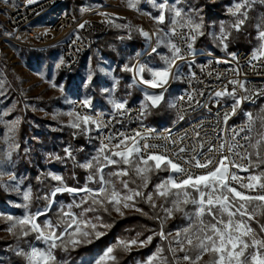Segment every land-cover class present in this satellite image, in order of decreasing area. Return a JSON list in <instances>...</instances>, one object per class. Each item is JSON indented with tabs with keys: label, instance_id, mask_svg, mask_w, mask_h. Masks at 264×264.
Masks as SVG:
<instances>
[{
	"label": "snow or ice",
	"instance_id": "6c2138e0",
	"mask_svg": "<svg viewBox=\"0 0 264 264\" xmlns=\"http://www.w3.org/2000/svg\"><path fill=\"white\" fill-rule=\"evenodd\" d=\"M182 2L183 0H174L170 4L169 0H161L155 5L159 15L152 19L157 25H165L157 33L150 34L137 29L146 40L151 41L152 36H156V47H152L151 52L160 56L162 61V66L156 68L144 64L133 67L126 65L124 68L133 73L134 85L143 92L140 111L136 117L140 122L138 128L120 131L115 127L117 124L123 127L124 118L129 116L131 109L127 100L111 99L109 103L112 108L107 120L103 113L94 114L91 111V101L87 98L81 101V108L88 111L73 110L66 113L70 117L66 126L74 130L73 136L86 135L89 139L97 140L99 146L95 155L84 162L76 161L70 147L65 148L64 157H55L61 162L70 159L76 167L84 169V185L68 186L61 175L48 173L57 184L49 192L36 197L46 203L35 212L29 210L32 190L29 188L20 193L23 203L16 207L24 208L25 213L15 220L8 215L7 219L13 221L8 230L13 232L18 227L20 232L17 238L34 235V239L43 245L36 247L30 244L29 251L20 249L16 252L24 259L25 264H60L55 254L58 248L67 252L69 245L75 248L82 242L92 243L93 239L106 235V232L99 229L111 228L112 225L103 222L102 212L110 213L115 210L123 215V207L134 208L145 214L136 207V198L148 203L155 211L157 205L153 203L154 194L164 202L160 205L163 217H153L160 221V231L154 235H158L162 241L167 240L171 233L164 232V224L176 213L188 221L187 226L177 230L174 239L168 241L167 250L175 264H179L180 260L186 264H198L205 255L209 257L206 264H264V223L255 220L258 209L261 210L259 214L264 216V203H261L264 202V108L255 115L241 108L245 101L255 103L256 99L264 97V84L246 87L250 83L247 79H229L220 90L208 92L207 95L204 90L192 88L190 91L185 90L175 101H166L167 86L170 81L184 77L185 65L189 69V76L184 79L203 83L192 70L196 55L194 45L204 35L203 24L197 23L190 14L194 11L191 7L187 12L177 7ZM257 3L264 5V0H241L234 8H229L230 14L236 18L230 25L231 29L239 32L248 19V9ZM128 6L135 8L136 3L129 0ZM79 27L82 29L85 25L81 24ZM257 27L260 28L259 25ZM230 35L231 32L222 25L219 36L214 37L226 54V58L216 59L215 63L231 64L236 60V53L228 52ZM258 39L264 42V29L259 30ZM161 45L168 49V54L161 55ZM252 61L260 63L252 64ZM212 63L213 61H209L208 66ZM249 64L256 75H264V43L253 52ZM204 70L201 69L202 72ZM225 71L236 76L240 74L239 67H229ZM145 72L150 75V79L144 78ZM207 75L211 77L213 72L208 71ZM215 78L219 80L221 73L216 72ZM91 79L92 76L89 75L88 80ZM228 85H231V90ZM241 91L244 95L239 94ZM223 98L231 99L232 103L222 112ZM162 103L176 109L173 126L186 118L188 126L176 134L170 128L165 129L164 133H158L154 128L145 126V115ZM210 103L217 108L215 113L212 112ZM199 110H206L213 115L215 122L212 123L207 117L201 118ZM238 111H243L245 123L229 126V119ZM194 113L197 114L195 119ZM257 122L262 130L256 133L253 142L252 133ZM209 127L212 133L218 132L219 135L212 136ZM14 130V125L9 126V134L5 136L8 150L4 156L9 161L19 147L11 135ZM157 140H163L164 143H155ZM225 151L227 155H220ZM160 172H168L169 175L146 192L152 176ZM11 180L19 191L16 176L12 175ZM130 184L135 187H130ZM64 193L72 197L67 205L59 204L56 199L58 194ZM57 204L59 217L53 222L47 217ZM76 209L79 211H75ZM42 216L46 218L40 221ZM254 222L258 225V230L253 227ZM13 234L15 235L14 232ZM152 239L153 236H148L140 245L150 244ZM130 243L136 244L137 241L132 240ZM118 245H123L125 249L128 247L124 241H119ZM177 251L182 255L177 256ZM113 252L114 247L109 246L95 264L115 261ZM163 253L164 248L157 246L156 253L147 258L146 264H153L154 260L170 264L169 258Z\"/></svg>",
	"mask_w": 264,
	"mask_h": 264
},
{
	"label": "rangeland",
	"instance_id": "374dc122",
	"mask_svg": "<svg viewBox=\"0 0 264 264\" xmlns=\"http://www.w3.org/2000/svg\"><path fill=\"white\" fill-rule=\"evenodd\" d=\"M41 1L32 0L30 2V0H25L22 6L35 5ZM81 1L82 3L80 5L74 3L69 6L65 3L56 10L62 11L65 8L78 15L89 13L92 15V18H100V15L96 13V9L104 8L116 16L115 25H119L117 20L121 18L129 19L150 34L157 33L161 28H165V25H157L152 19V17L159 15V11L155 5L159 4L161 0H134L136 3L135 8L128 6L129 0ZM173 2L174 0H169L170 4ZM240 2L241 0H183L182 3L177 4V7L183 8L186 12L191 7L194 11L190 12V14L193 15L197 23L202 22L203 24L202 31L204 35L198 38V42L201 40L202 44L200 47L196 46L197 48L225 53L218 46V39L214 38L219 36L221 26L223 25L225 30L231 32L228 40V52H235L237 50L232 51L229 48L230 39L234 36H239L243 32L247 37L250 36L251 32L246 27H248V24H251L256 29V32L250 42V49H258L262 43L258 39V32L260 29H264V5L257 3L248 9V19L241 30L237 32L230 27L236 18L230 14L229 8H234V5ZM38 24L44 25L46 23L38 20L36 25ZM115 25L113 28H118ZM258 25L260 28L257 27ZM152 47H156L155 35L152 36L151 41L145 39V47L136 51L132 64L127 63L126 65L133 67L144 64L152 68L162 66L160 56L151 53L149 56L142 58L144 53ZM159 51L161 55L168 54V49L163 47V45L160 46ZM60 52L61 48L59 46L47 50H33L20 47L13 43L4 45L1 51L0 264H25L24 259L16 254L18 250L23 249L24 251H29L30 244L36 247H43L41 242L35 239L29 242L27 240L28 237L17 238L20 232L18 227L13 229L15 235L8 230L13 221H9L7 216L11 215L15 220V218L22 217L25 213L24 208L16 207L17 204L23 203L20 195L21 192L29 188L32 190L33 195L29 210L35 212L38 208H43L46 203L42 199H36L37 193L35 188L41 191L39 195L42 196L57 184L56 181L51 180L48 173L61 175L68 186L80 187L86 183V171L84 169L76 167L70 159H64L63 162L55 159L57 156L64 157L65 148L70 147L76 161L84 162L95 155L96 149L99 146L96 144L95 139H89L86 135H77L74 137L72 134L74 130L66 126L70 120V117L66 113L73 111L72 100L76 96L81 95L89 99L95 107V99L99 98L105 101L106 107L104 108H109L112 107L109 103L111 99L127 100L129 102L133 95L130 89L124 92L125 85L129 88L135 86L132 78L133 73L124 70L126 65L120 68L118 63L103 54L99 47L94 48L91 54L71 74H60L62 73L58 67L59 60L61 59ZM186 69L187 67H184L183 73ZM89 75L92 76L91 81L88 80ZM144 78L150 79L151 77L145 72ZM182 88V78L181 80L173 81L172 86L165 95V100L175 101ZM138 89L140 90V88ZM149 91L158 92L154 89H149ZM141 93L142 96L139 102L143 100V92L141 91ZM261 108H264V101L261 102L259 108L255 109L253 107L251 111L254 113L260 111ZM150 113L151 109L145 115V120L148 121L147 118ZM175 120V109H172V122L174 123ZM13 125L15 130L11 135L14 137V143L18 144L19 147L13 152L11 161H9L4 156V153L8 150V143L5 141V136L9 134L8 127ZM25 125L28 128L26 132L24 131ZM93 136H95V133H93ZM75 141H79L80 143L85 142L87 146L77 147V145H74ZM12 175H15L19 182V191L16 190V186L11 180ZM168 175V172H160L158 175H153L152 181L145 191H151L154 184L159 183L160 179ZM130 187H135V185L130 184ZM56 199L59 204L64 205L72 201V197L67 193L58 194ZM153 203L157 205L155 211L160 217H163L164 213L160 208V205L164 203L163 200L157 198L154 194ZM59 204L54 206L53 211L48 214L47 218L53 222L59 217ZM143 205L147 208L150 207L148 203H144L139 198H136V207L144 209ZM168 206L165 205V207ZM75 211L78 212L79 210L76 209ZM260 211V209L257 210L255 220L264 223V216L259 214ZM121 212H123V215H120L115 210H111L110 213L102 212L103 222L113 225L115 219H124L138 211L134 208L121 207ZM45 218L42 216L39 219L43 221ZM187 224L188 221L179 213L174 214L164 224V232L166 234L171 233V235H168L167 240L163 241L158 235H154V233L160 231V224L155 229H149V227L144 228L143 232L146 231V233L137 230L133 232L130 228H127L126 232L118 237L115 242L101 246L100 249L102 248V251L94 254L89 264H95L99 256L109 246L114 247L113 255L115 256H117L119 250H123L129 254L131 258L128 264H146L147 258L156 253L157 246H160L164 248L163 255L169 258L170 264H175L171 260V253L167 250L168 241L173 240L177 230L186 227ZM253 227L258 230V225L255 222L253 223ZM109 229L111 228L99 230L108 233ZM148 236H153L152 242L141 246L140 242L144 241ZM101 238L93 239L92 243L97 242ZM132 240H136L137 243L131 244L130 241ZM119 241L127 243V249L123 245H118ZM89 244L91 243L82 242L75 248L69 245L68 251H77L81 247ZM64 253L65 251L58 248L55 254L60 264H69L70 262L68 260H62L58 256ZM176 255L181 256L182 253L177 251ZM117 257L115 261H109L108 264H116ZM208 260L209 257L205 255L198 264H206ZM153 264H162V262L154 260ZM179 264H186V262L180 260Z\"/></svg>",
	"mask_w": 264,
	"mask_h": 264
},
{
	"label": "built area",
	"instance_id": "2783aa9c",
	"mask_svg": "<svg viewBox=\"0 0 264 264\" xmlns=\"http://www.w3.org/2000/svg\"><path fill=\"white\" fill-rule=\"evenodd\" d=\"M66 1L67 0H42L35 5L13 9L7 18L5 29L0 31V62L1 51L4 45L9 43L33 50H47L59 46L61 48V59L58 63L59 70L65 74L73 73L86 56L96 48L98 38L109 33L113 29L116 23V16L106 11L104 8L96 9V13L100 15V18H92V15L89 13L78 15L68 10H56L59 6L65 4ZM48 12H54L55 17L53 21L46 28L36 25L35 22ZM81 24L85 25L82 29L79 27ZM196 43L194 45L196 49V55L194 57L195 66L192 70L195 72L196 77L203 81V83H198L197 81L189 82L184 79V77L189 76V69L185 65L184 67H187V69L184 72V77H182L183 88L177 98L182 95L185 90L190 91L192 88L204 90L205 95H207L208 92L220 90V88L228 83L229 79H239L241 81L247 79L250 83L247 84L246 87L264 84V75H256L255 72L251 70V65L249 64L252 54L256 49L237 50L232 52L236 53V60L232 61L231 64H218L214 61L216 59L226 58L225 53L197 48ZM151 53L150 49L144 53L142 58L149 56ZM189 59H193V57H189ZM209 61H213L210 66H208ZM259 63V61H252V64ZM229 67H239L240 74L236 76L232 72H226L225 70ZM202 68L205 69L203 72L201 71ZM208 71L213 72L211 77L207 75ZM257 71H261V69H257ZM216 72L221 73V78L219 80L215 78ZM172 83L173 81H170L167 86L168 90L172 86ZM228 89L231 90V85H228ZM154 90L160 91V89ZM239 94L244 95V92L241 91ZM84 99H86V97L81 95L76 96L72 100V110L88 111L87 109L81 108V101ZM262 101H264V97L256 99L255 103L245 101L242 103L241 108L243 111L252 112L251 108ZM231 103V99L223 98L221 111L223 112V110L227 109ZM91 105V111L94 114L103 113L105 120L109 118L112 107L96 109L92 103ZM209 106L212 107V112L215 113L217 108L213 106L212 103H210ZM128 107L131 111L129 116L124 118V126L122 127L120 124L115 126L116 129L120 131H124L125 129H136L140 126V122L136 117L140 111L141 102H128ZM243 111H238L236 115L232 116L228 121V125H243L246 121ZM199 116L201 118L207 117L212 123L215 122L214 116L207 113L206 110H199ZM195 118H197V114L194 113L193 119ZM143 124L149 128H154L158 133H164L165 129L170 128L173 134H176L180 132L181 129L188 126V120L186 118L185 121L176 123L175 126L158 127L145 120L144 117ZM209 132L214 137L219 135L218 132L212 133L211 127H209ZM225 135L227 136V133H225ZM154 142L158 144L164 143L163 140ZM97 143L99 145L98 141ZM220 155H227V152H221ZM241 174L243 175V173Z\"/></svg>",
	"mask_w": 264,
	"mask_h": 264
},
{
	"label": "trees",
	"instance_id": "16d2710c",
	"mask_svg": "<svg viewBox=\"0 0 264 264\" xmlns=\"http://www.w3.org/2000/svg\"><path fill=\"white\" fill-rule=\"evenodd\" d=\"M67 5L77 4L80 5L82 3L81 0H67ZM119 25H126V27H118L113 28L109 33L100 36L97 40L96 47H99L103 54L106 56L112 58L114 61L118 63V65L121 67L125 66L127 63L132 64L135 53L138 49H143L145 47V38L140 35V33L137 31V29H141L139 25L135 24L134 22L130 21L129 19H118L117 20ZM248 31L251 32L250 36H246V34L243 32L239 36H234L229 41V48L230 50H238V49H250L251 48V40L253 39V36L256 32V29L251 26V24H248V27H246ZM202 44L201 40L196 43L197 47H200ZM92 52V51H91ZM91 53H89L90 55ZM87 55L86 58L89 56ZM85 58V59H86ZM84 59V60H85ZM83 60V61H84ZM82 64V63H81ZM80 64V65H81ZM78 68V67H77ZM65 74V73H60ZM125 85V84H124ZM126 88L124 92H127L129 89L132 90V97L130 99V103H137L139 102V99L142 96L141 91L136 86H131L130 88L125 85ZM95 108L96 109H103L106 107L105 101L102 99L96 98L95 99ZM261 105V102L253 106L255 109L259 108ZM252 107V108H253ZM260 111L254 112L253 114H257ZM148 121L155 126L158 127H167L174 124L172 122V108H169L167 104L162 103L160 107L151 109V113L148 116ZM28 130L27 126L25 125V132ZM260 124L257 122L256 127L253 129V141H255L256 133L260 131ZM96 144L97 141H96ZM74 145L77 147H86V143L79 141H75ZM36 189L37 196L40 194L41 191L39 189ZM143 213L137 212L130 216H127L124 219H118L113 221V227L108 230V233L104 235L100 240L97 242L91 243L89 245L83 246L77 251H67L63 255L60 256V259L68 260L69 264H89L92 260V257H94V254L100 253L102 248L101 246H106L112 242H115V240L123 235L126 232L127 228H130L133 232L135 230L139 232H143L144 228L149 227V229L152 228H158L159 227V219H154V216H159V214L154 211L151 207L147 208L143 205ZM125 230V231H124ZM143 233H146L144 231ZM29 242L34 240V235L29 236L27 238ZM118 256V257H117ZM117 263L116 264H128L129 259L131 258L129 254H127L123 250H119L117 253Z\"/></svg>",
	"mask_w": 264,
	"mask_h": 264
},
{
	"label": "crops",
	"instance_id": "0c3cea01",
	"mask_svg": "<svg viewBox=\"0 0 264 264\" xmlns=\"http://www.w3.org/2000/svg\"><path fill=\"white\" fill-rule=\"evenodd\" d=\"M24 1L25 0H0V31L5 29L7 18L13 9L26 7V6H22ZM62 10H66V9L63 8ZM54 17H55L54 12L45 13L38 20H41L42 23L45 22L46 24L44 25L38 24V25L43 28H46L53 21ZM37 21L35 22V24H37Z\"/></svg>",
	"mask_w": 264,
	"mask_h": 264
},
{
	"label": "water",
	"instance_id": "95a60500",
	"mask_svg": "<svg viewBox=\"0 0 264 264\" xmlns=\"http://www.w3.org/2000/svg\"><path fill=\"white\" fill-rule=\"evenodd\" d=\"M134 13H136V14H139L138 12H136V11H133Z\"/></svg>",
	"mask_w": 264,
	"mask_h": 264
}]
</instances>
